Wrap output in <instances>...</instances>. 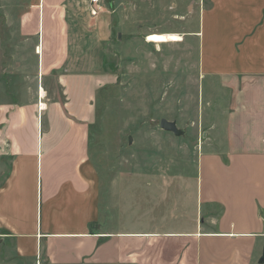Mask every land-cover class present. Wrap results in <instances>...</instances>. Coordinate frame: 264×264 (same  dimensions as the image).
<instances>
[{
    "label": "crops",
    "instance_id": "obj_1",
    "mask_svg": "<svg viewBox=\"0 0 264 264\" xmlns=\"http://www.w3.org/2000/svg\"><path fill=\"white\" fill-rule=\"evenodd\" d=\"M70 7L9 6L12 34L36 46L26 57L36 69L16 55L11 91L0 93V264H264V0H213L203 11L200 72L224 101L219 146L199 157L184 219L175 213L154 228L142 225L161 214L159 205L144 208L145 183H122L117 220L102 212L91 129L97 95L115 75L69 67ZM104 11L94 18L99 42L111 36ZM21 72L36 80L31 100L20 95Z\"/></svg>",
    "mask_w": 264,
    "mask_h": 264
},
{
    "label": "rangeland",
    "instance_id": "obj_2",
    "mask_svg": "<svg viewBox=\"0 0 264 264\" xmlns=\"http://www.w3.org/2000/svg\"><path fill=\"white\" fill-rule=\"evenodd\" d=\"M72 2L69 11L76 14L71 18L76 28L69 67L115 75L97 95L91 129V158L99 171L103 214L117 220L122 183L141 182L147 185L144 208L155 204L161 210L159 218L144 219L143 226H160L175 213L184 219L187 184L195 185L199 157L219 146L223 93L218 82L201 75L196 38L203 11L213 6V0H104L111 24V36L105 42L97 39L96 16L88 13L86 0ZM9 6L11 0H0L2 94L11 91L16 55L25 70L36 69L35 61L26 58L36 46L12 34L9 24L16 15H10ZM21 75L20 95L31 100L36 80L27 73ZM163 119L174 129L161 127ZM114 223L119 225L120 219Z\"/></svg>",
    "mask_w": 264,
    "mask_h": 264
},
{
    "label": "built area",
    "instance_id": "obj_3",
    "mask_svg": "<svg viewBox=\"0 0 264 264\" xmlns=\"http://www.w3.org/2000/svg\"><path fill=\"white\" fill-rule=\"evenodd\" d=\"M104 0H86L88 10L92 16H97L103 9ZM43 103H40V108H44Z\"/></svg>",
    "mask_w": 264,
    "mask_h": 264
},
{
    "label": "water",
    "instance_id": "obj_4",
    "mask_svg": "<svg viewBox=\"0 0 264 264\" xmlns=\"http://www.w3.org/2000/svg\"><path fill=\"white\" fill-rule=\"evenodd\" d=\"M161 127H163L164 129H174V125L168 122L166 119H163L161 121ZM260 262L264 263V252L262 258L260 259Z\"/></svg>",
    "mask_w": 264,
    "mask_h": 264
},
{
    "label": "bare ground",
    "instance_id": "obj_5",
    "mask_svg": "<svg viewBox=\"0 0 264 264\" xmlns=\"http://www.w3.org/2000/svg\"><path fill=\"white\" fill-rule=\"evenodd\" d=\"M156 39H159L160 37L158 36V35H156V36H154ZM39 51V50H38ZM42 91V96H45L46 95V93H45V91L42 89L41 90Z\"/></svg>",
    "mask_w": 264,
    "mask_h": 264
}]
</instances>
